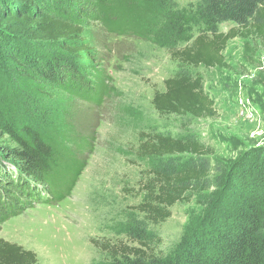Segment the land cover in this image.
Here are the masks:
<instances>
[{
  "label": "trees",
  "instance_id": "1",
  "mask_svg": "<svg viewBox=\"0 0 264 264\" xmlns=\"http://www.w3.org/2000/svg\"><path fill=\"white\" fill-rule=\"evenodd\" d=\"M10 1L15 8L7 4ZM85 2L93 4L95 18L111 32L161 35L167 45H173L172 56L185 66L226 67L223 52L238 36L247 39V50L250 38L264 45V0H198L191 8L181 7L176 0H0V49L18 64L21 74L29 70L75 96L100 102L109 89L105 72L97 79L95 91L85 95L74 85L82 80L74 74L82 68L69 57L88 47L83 40L78 44L85 19L72 10ZM226 22L235 26L224 32L221 25ZM12 41H24L32 52L12 47ZM178 41L185 45L176 46ZM44 43H59L61 50L45 54ZM17 88L18 95L7 101L0 98V138L8 136L11 143L0 142V182L25 188L35 202L61 201L84 167L77 150H89L91 142L77 135L72 122L61 118L57 109L45 108L48 90L35 95L21 85ZM153 102L162 114L216 115L202 76L186 67L165 80V90L156 91ZM142 138L139 154L157 161L143 186L145 199L136 207L143 217L129 222L131 243L102 246L110 251L112 264H264V152L253 162L230 169L214 160L213 148L195 135L177 138L152 132ZM25 171L47 186L34 180V185L28 181L26 189ZM212 184L218 188L203 220L171 254H160L162 238L151 225L166 221L176 203L190 201L195 192ZM0 264H38V257L33 250L0 238Z\"/></svg>",
  "mask_w": 264,
  "mask_h": 264
},
{
  "label": "rangeland",
  "instance_id": "2",
  "mask_svg": "<svg viewBox=\"0 0 264 264\" xmlns=\"http://www.w3.org/2000/svg\"><path fill=\"white\" fill-rule=\"evenodd\" d=\"M176 1L181 7L191 8L198 0ZM7 4L12 9L16 6L11 1ZM83 4L72 10L85 19L78 44L83 40L88 47L69 57L82 68L74 73L82 77L74 85L85 95L95 91L97 79L105 72L109 89L100 102L75 96L33 76L29 70L23 69L21 74L18 64L0 49V56L4 54L0 57V98L7 101L18 95V85L35 95L48 90L49 95L43 98L45 108L57 109L61 118L72 122L77 135L91 142V148L85 151L67 143L85 163L61 201L35 202L25 194V188L0 182V238L36 252L38 264H112L110 251L102 246L131 243L129 222L133 217H143L136 207L145 199L143 186L157 161L139 154L143 133L162 132L177 138L195 135L213 148L214 160L230 169L253 162L264 152L262 43L250 38L247 50V39L238 36L228 42L223 52L226 67L185 66L172 56L173 45H167L161 35L111 32L95 18L93 4ZM233 26L235 23L226 22L221 30L227 32ZM23 43L12 41V47L32 52ZM175 44L182 47L185 42ZM41 46L45 54L61 50L59 43ZM3 64L6 67H1ZM185 67L202 76L204 89L214 100L215 116L162 114L156 109L155 92L164 91L165 80ZM0 142L3 146L11 144L8 136L0 138ZM23 177L26 189L28 181L33 184L34 180L47 186L28 172ZM204 188L208 189L195 192L190 201L176 203L166 221L151 225L162 238L157 249L160 254H171L203 220L218 187L212 184ZM5 215H9L8 219L1 220Z\"/></svg>",
  "mask_w": 264,
  "mask_h": 264
}]
</instances>
